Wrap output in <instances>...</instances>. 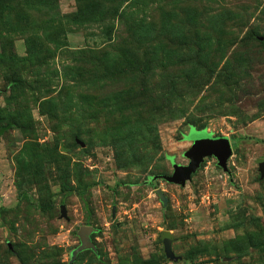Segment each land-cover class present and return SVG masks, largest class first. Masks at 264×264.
Masks as SVG:
<instances>
[{
	"label": "rangeland",
	"instance_id": "1",
	"mask_svg": "<svg viewBox=\"0 0 264 264\" xmlns=\"http://www.w3.org/2000/svg\"><path fill=\"white\" fill-rule=\"evenodd\" d=\"M0 131V264H264V0H0Z\"/></svg>",
	"mask_w": 264,
	"mask_h": 264
},
{
	"label": "water",
	"instance_id": "2",
	"mask_svg": "<svg viewBox=\"0 0 264 264\" xmlns=\"http://www.w3.org/2000/svg\"><path fill=\"white\" fill-rule=\"evenodd\" d=\"M197 145L194 143L192 149ZM191 149V150H192ZM191 150L186 154L191 152ZM232 156V148L228 138L220 137V138H213L211 141L206 142L202 150H199L195 157H191L190 164L187 167H175L174 174L172 177H164L170 184L175 185H185L187 181H189L193 175L199 170L201 165L203 164L206 158L216 157L219 165L224 169L227 170V161ZM260 172L262 177H264V161L260 164ZM157 195L160 198L163 207L166 208L168 206V198L165 194L161 191H157ZM62 216L66 217V209L62 207ZM97 230L91 227H84L80 230L78 236L80 239V246L73 252L71 264L74 263L78 256L88 250L96 251V247L91 240L92 234H94ZM173 238L169 232L163 234V245H164V253L166 258L178 261V258L174 255L172 250L173 245ZM11 248V245H9Z\"/></svg>",
	"mask_w": 264,
	"mask_h": 264
},
{
	"label": "flooded vegetation",
	"instance_id": "3",
	"mask_svg": "<svg viewBox=\"0 0 264 264\" xmlns=\"http://www.w3.org/2000/svg\"><path fill=\"white\" fill-rule=\"evenodd\" d=\"M192 145H194V142H192Z\"/></svg>",
	"mask_w": 264,
	"mask_h": 264
},
{
	"label": "trees",
	"instance_id": "4",
	"mask_svg": "<svg viewBox=\"0 0 264 264\" xmlns=\"http://www.w3.org/2000/svg\"><path fill=\"white\" fill-rule=\"evenodd\" d=\"M0 135H1V131H0Z\"/></svg>",
	"mask_w": 264,
	"mask_h": 264
}]
</instances>
